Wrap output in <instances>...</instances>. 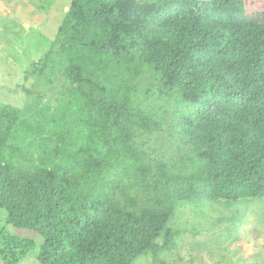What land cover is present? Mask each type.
<instances>
[{"label": "trees", "instance_id": "1", "mask_svg": "<svg viewBox=\"0 0 264 264\" xmlns=\"http://www.w3.org/2000/svg\"><path fill=\"white\" fill-rule=\"evenodd\" d=\"M52 57L97 140L77 134L16 165L6 153L18 148L22 110L0 101L4 264L34 253L38 264L156 259L178 235L177 203L264 199V0H71L43 59ZM145 67L176 98L186 172L137 166L133 126L144 119L131 95Z\"/></svg>", "mask_w": 264, "mask_h": 264}, {"label": "rangeland", "instance_id": "2", "mask_svg": "<svg viewBox=\"0 0 264 264\" xmlns=\"http://www.w3.org/2000/svg\"><path fill=\"white\" fill-rule=\"evenodd\" d=\"M70 2L0 0V101L22 110L18 148L6 153L16 165L37 162L39 149L67 145L77 134L82 144H96L87 116L68 104L72 96L60 75L61 61L43 59ZM39 60V71L25 78ZM131 102L144 119L133 126L139 170H152L162 161L175 174L188 171L187 151L174 130L176 98L159 86L150 69L137 75ZM5 218L0 208V228L6 227ZM169 226L178 230L171 245L158 258L148 252L133 264H264V199L182 201ZM162 242L160 237L157 243ZM20 264H38L35 253Z\"/></svg>", "mask_w": 264, "mask_h": 264}]
</instances>
